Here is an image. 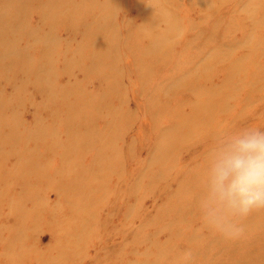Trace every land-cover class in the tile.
Returning <instances> with one entry per match:
<instances>
[{
	"label": "rangeland",
	"instance_id": "rangeland-1",
	"mask_svg": "<svg viewBox=\"0 0 264 264\" xmlns=\"http://www.w3.org/2000/svg\"><path fill=\"white\" fill-rule=\"evenodd\" d=\"M30 1L0 0V264H264V211L226 240L196 208L216 137L264 131V0Z\"/></svg>",
	"mask_w": 264,
	"mask_h": 264
},
{
	"label": "clouds",
	"instance_id": "clouds-1",
	"mask_svg": "<svg viewBox=\"0 0 264 264\" xmlns=\"http://www.w3.org/2000/svg\"><path fill=\"white\" fill-rule=\"evenodd\" d=\"M196 208L203 224L226 240L244 235V221L264 211V131L219 134L208 151ZM185 257L191 259V253Z\"/></svg>",
	"mask_w": 264,
	"mask_h": 264
},
{
	"label": "bare ground",
	"instance_id": "bare-ground-1",
	"mask_svg": "<svg viewBox=\"0 0 264 264\" xmlns=\"http://www.w3.org/2000/svg\"><path fill=\"white\" fill-rule=\"evenodd\" d=\"M30 1V0H29ZM31 2V1H30ZM71 2H72V0L70 1V4H69V8L71 9ZM216 2H218L217 3V5H219V3L221 4V0H217ZM209 11V10H208ZM216 13L217 14H219V12H218V10L216 11ZM217 14H215V15H213V16H216ZM220 15H217L215 18L217 19L218 17H219ZM262 18L264 19V14H262ZM153 19V22L150 24V25H152L153 23H154V18H152ZM150 21H152L151 19H150ZM154 26H156V22L154 23V25H153V34H152V36H153V38L156 40V41H154L153 42V44L158 48V49H163L166 45L164 44L165 43V40H160L161 39V37H162V35L164 34V30H156L155 28H154ZM142 27V26H141ZM236 27V23H233L232 24V28H235ZM149 33V32H148ZM148 36L151 38V36H150V33L148 34ZM165 38V37H164ZM152 54H154V52H151L150 51V49H148V51H146V55L147 56H151ZM201 76V75H200ZM218 97V95H216V94H212L211 95V97H210V99H207L206 100V105H208L209 103H210V105L212 106L213 104H214V102H215V100H219V98H217ZM200 108H201V106H200ZM200 115H201V117H206L207 115L205 114V115H202V110H201V112H200ZM174 131L172 130V129H168V130H166L165 132H164V136H165V138H171V141H173L175 138H174V133H173ZM180 145H182V143L180 144ZM173 149L174 148H170L169 150H168V152H172L173 151Z\"/></svg>",
	"mask_w": 264,
	"mask_h": 264
}]
</instances>
